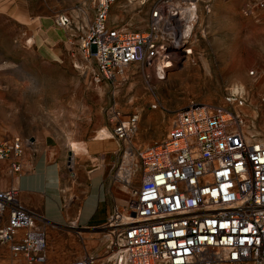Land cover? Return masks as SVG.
Here are the masks:
<instances>
[{"label":"built area","instance_id":"1","mask_svg":"<svg viewBox=\"0 0 264 264\" xmlns=\"http://www.w3.org/2000/svg\"><path fill=\"white\" fill-rule=\"evenodd\" d=\"M116 1L89 0L91 21L75 27L95 84L113 82L134 65L162 80L174 58L190 56L193 29L210 15L214 0H151L139 32L108 23ZM262 10L264 0H255L240 14L254 17ZM53 24L71 27L67 15ZM244 104L240 91L229 90L221 107L190 105L174 116L161 142L137 150L138 176L136 168H118L123 184L135 178L139 184L128 204L114 206L99 228L104 263L264 264V140L249 133ZM108 116L116 140L134 133L136 115L123 118L110 109ZM28 146L18 136L0 142V161L10 173L20 172L18 160ZM42 221L20 204L15 188L0 191V247L25 264H46V238L37 225ZM93 263L85 256L71 264Z\"/></svg>","mask_w":264,"mask_h":264},{"label":"rangeland","instance_id":"2","mask_svg":"<svg viewBox=\"0 0 264 264\" xmlns=\"http://www.w3.org/2000/svg\"><path fill=\"white\" fill-rule=\"evenodd\" d=\"M254 1L214 0L210 15L199 19L193 29L190 56L174 58L173 65L163 70L162 80L155 79L150 69L144 73L134 65L113 82L95 84L93 66L82 60L79 50L73 54L79 44L75 27L92 18L89 0H0V142L12 136L55 137L66 152L65 201V183L73 178L76 164L85 160L87 169L98 166L103 175L97 218L103 208L104 212L112 206L124 208L139 184L135 178L123 191L118 168H136L138 176L137 150L161 142L174 116L190 105L221 107L227 91H240L245 96L240 111L248 131L264 140V10L254 17L240 14L246 2ZM150 3L117 0L110 6L109 23L143 31ZM59 15L71 21V27L64 29L68 44L47 45L39 22L54 26ZM72 64L78 66L74 69ZM84 65L88 76L83 74ZM110 109L123 118L136 115V129L128 139H96L102 129L112 135ZM83 141L92 150L72 156L68 143ZM100 148L105 151L96 152ZM6 188L8 167L0 161V191Z\"/></svg>","mask_w":264,"mask_h":264},{"label":"crops","instance_id":"3","mask_svg":"<svg viewBox=\"0 0 264 264\" xmlns=\"http://www.w3.org/2000/svg\"><path fill=\"white\" fill-rule=\"evenodd\" d=\"M39 28L47 45L68 44L63 28H56L45 21L39 22ZM73 51V54H78L77 48ZM75 66L78 65L72 64L74 69ZM86 72L83 74L88 76ZM28 142L29 146L18 160L20 172L12 174L8 171V187L17 190V199L22 206L43 220L37 225L46 238V264H71L85 256L93 257V264H108L103 262L104 248L99 228L114 206L106 212L102 207L101 217L95 218L96 208L100 206L98 200L103 172L98 166L87 169L85 160L79 161L72 172L73 178L65 183V201L62 172L66 152L52 135L29 138ZM80 144L86 152L87 149L92 150L90 144L84 141ZM104 151L100 148L96 152ZM0 264H25V261L21 256L13 257L7 248L0 247Z\"/></svg>","mask_w":264,"mask_h":264},{"label":"bare ground","instance_id":"4","mask_svg":"<svg viewBox=\"0 0 264 264\" xmlns=\"http://www.w3.org/2000/svg\"><path fill=\"white\" fill-rule=\"evenodd\" d=\"M112 138H113L112 135L106 129H102L101 131H99V133H98V135L96 137L97 140H110ZM68 144H69V149H70V152L72 153V156H74L76 154H83V153L85 154L86 153V149L84 150L83 145L77 144V143H74V142H69ZM127 155H129V154H127ZM123 161L125 162L126 166H129L128 161H126V157L123 158ZM128 170H130V168ZM128 170H126V171H128ZM117 178L118 179L122 178L121 173H119L117 175ZM123 191H127L126 185H125V187H123Z\"/></svg>","mask_w":264,"mask_h":264}]
</instances>
